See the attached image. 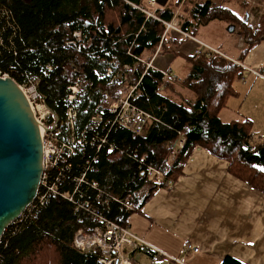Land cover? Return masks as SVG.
I'll list each match as a JSON object with an SVG mask.
<instances>
[{
    "label": "trees",
    "instance_id": "1",
    "mask_svg": "<svg viewBox=\"0 0 264 264\" xmlns=\"http://www.w3.org/2000/svg\"><path fill=\"white\" fill-rule=\"evenodd\" d=\"M147 1L0 0V10L8 11L15 28L7 25L0 11V71L19 86L35 82L42 104L52 115L45 128L54 131L65 118L68 88L77 85L76 135L88 131L91 117L119 99L125 88L134 89L132 104L160 123L147 124L144 135L119 128L111 132V148L106 145L98 152L99 170L91 175L109 195L123 198L127 190L152 183L151 195L161 186L148 181L142 165L155 167L164 181L173 183L197 146L226 161L231 176L264 194V143L253 142L250 121L222 123L218 118L233 95V82L244 78V70L222 56L205 59L182 54L179 50L187 37L180 40L166 27L174 23L183 34L197 38L203 30L229 33L236 26L235 33L244 43L243 57L264 42V18L253 28L247 25L245 14L229 7L245 5L242 0H171L155 8ZM75 32L80 33L79 40L73 37ZM70 41L74 45L66 46ZM158 48V55L181 56L189 66L180 84L173 77L163 80L160 72L146 67ZM176 85L191 90L194 100H171ZM180 135L184 144L168 166ZM92 152L89 146L76 152L69 159L68 174H75ZM55 173L50 171L52 176ZM65 183L61 190H68L70 182ZM133 203L135 210L138 203ZM127 214L116 207L109 217L124 224ZM94 226L83 213L73 212L69 203L52 198L30 220L6 228L0 264H99L98 250L82 252L73 244L79 227L89 232Z\"/></svg>",
    "mask_w": 264,
    "mask_h": 264
},
{
    "label": "crops",
    "instance_id": "2",
    "mask_svg": "<svg viewBox=\"0 0 264 264\" xmlns=\"http://www.w3.org/2000/svg\"><path fill=\"white\" fill-rule=\"evenodd\" d=\"M248 21H251L250 17ZM221 26L225 29V25ZM173 31L180 40L186 38L182 32ZM214 33L221 35V38L226 34L234 38L238 54L231 57L226 54L223 44H210L207 33L202 34L201 40H195L219 48L228 60L245 72L240 82H233V95L219 111L218 118L222 123L245 119L250 121L253 141L264 143V42L252 47L242 57L244 43L235 32ZM195 47L196 44L187 38L180 47L186 53L179 51L184 55H192ZM158 51L159 48L150 59L153 69L165 71L169 68L168 64L161 61H167V54L158 55ZM185 64L186 73L182 78L174 77L173 69L170 68V75L163 80L173 77L180 84V80L189 72V66ZM246 77L248 82H245ZM128 88L123 90L121 97ZM247 95L254 98L249 100L248 110L244 106ZM172 99L191 102L194 95L186 87L176 85ZM225 109L237 117L222 121L220 114ZM255 135L261 139L254 140ZM173 161L168 157V166ZM152 187V183H145L138 190L131 189L123 193L132 196L138 203L133 212L123 215V225L145 243L138 244L134 249L122 247L123 254L133 264H264V194L231 176L226 161L197 146L173 183L166 181V184L158 186L150 195ZM112 208L115 212L116 206ZM187 245L197 248L198 252L185 251Z\"/></svg>",
    "mask_w": 264,
    "mask_h": 264
},
{
    "label": "built area",
    "instance_id": "3",
    "mask_svg": "<svg viewBox=\"0 0 264 264\" xmlns=\"http://www.w3.org/2000/svg\"><path fill=\"white\" fill-rule=\"evenodd\" d=\"M149 3L153 5V2ZM7 14L8 11H4L1 16L8 21L7 25L14 30L13 24L9 21V17L6 16ZM166 26L181 33L175 25L167 24ZM79 36V32L73 34L75 40H78ZM186 37L196 44L192 54L204 55L207 59H211L215 55L226 58L219 50L207 46L188 35ZM73 45L72 41L66 43V46ZM146 67H154L152 60L146 64ZM158 72L163 75V78L170 75L169 69ZM110 74L111 69H107L106 75L110 76ZM0 77L6 78L8 75L0 71ZM22 86H28L27 90L33 100L42 102L41 97L36 91L34 81L29 80L28 84ZM68 89L70 90V94L67 97L65 118L60 128L53 133L41 132L43 153L42 175L36 196L20 216L6 228H16L18 225L30 220L49 200L58 198L69 203L73 212L83 213L95 224L94 228L89 232L81 228L76 231L73 238V244L76 249L82 252L98 250L102 255L98 260L99 264H133L123 254L122 247L126 246L134 249L138 244L145 245V243L142 239L133 235L126 226L112 220L109 214L113 205L118 208L119 212H133L134 198L130 195H126L123 198L109 195L89 176L98 173V152L106 145L111 148L112 144H109V137L113 130L117 128L125 129L136 135H141L147 124L151 122L160 123V121L132 104L130 97L134 89L128 88L125 90L124 96L111 101L103 110L97 111L91 117L88 131H81L79 135H76L75 124L77 113L74 105L76 96L79 93V87L74 85ZM22 91L24 92V90ZM24 94L26 95V92ZM26 98L29 102L27 95ZM37 121L43 126L40 120ZM183 144L184 139L180 135L173 143V154L169 157V160L174 158V155L181 150ZM87 146L93 152L89 153V156H85L75 174L69 175L68 173L71 171L69 159L76 152L86 149ZM52 170L56 171L53 176L50 174ZM140 170L147 178L152 179L154 185L166 184L161 172L155 167L142 165ZM67 175H69L68 181L70 185L68 186V190H61L66 184L65 182H68L66 179ZM184 250L194 253L198 252L197 248H193L190 245L185 246ZM159 254L161 253L159 252Z\"/></svg>",
    "mask_w": 264,
    "mask_h": 264
},
{
    "label": "water",
    "instance_id": "4",
    "mask_svg": "<svg viewBox=\"0 0 264 264\" xmlns=\"http://www.w3.org/2000/svg\"><path fill=\"white\" fill-rule=\"evenodd\" d=\"M164 7L168 0H150ZM20 86L0 77V240L5 228L35 198L42 175L41 132Z\"/></svg>",
    "mask_w": 264,
    "mask_h": 264
},
{
    "label": "rangeland",
    "instance_id": "5",
    "mask_svg": "<svg viewBox=\"0 0 264 264\" xmlns=\"http://www.w3.org/2000/svg\"><path fill=\"white\" fill-rule=\"evenodd\" d=\"M212 2H216V0H211ZM242 2L245 5H242L240 3V7L237 4H229V7L231 9H234L235 12L240 13V14H245L244 19H246V24L249 25L250 27H255L258 25V23L260 22V20L262 18H264V0H242ZM147 4L149 6H151L152 8H155L156 4L152 5L151 3ZM251 18V21H248V18ZM209 29V28H208ZM225 29L227 30V27L225 26ZM237 29V27L235 26L234 29L230 30V33L235 32ZM213 30V29H212ZM209 30H205L203 31L199 37H195V39L201 40L202 39V34L203 33H207V36L210 38L209 43L214 45V46H219V44H223L226 48V54L234 57L238 54L237 51V46H236V40L234 38H229V36L226 34L221 38V35L219 34H215L214 32L212 33V36L208 33ZM81 38V36H79L78 40ZM180 50H184V48H181ZM184 53H186L185 51H183ZM168 55V54H167ZM165 55V57L167 58V61H161L164 64H168L167 66L170 69H173V76L176 78H182L185 73H186V64L184 62V60L180 57V56H174V55H169L167 56ZM249 79L248 77L245 78V82H248ZM240 82V81H239ZM22 88V90H24V92H26V95L28 96L29 99V103L31 105L34 117L36 118V120H40L41 123L43 124V126H48L51 122L50 117L52 116L51 113L44 107V105L42 104L41 101L39 100H33L31 97V94L28 92L27 88L28 86L24 87V86H20ZM246 101L244 103V106L246 108V110L249 109V100H253L254 98L252 97V95H247L246 96ZM220 117L222 119V121H227L228 119H232L237 117L236 114H231L229 110H223L222 113L220 114ZM254 136V135H253ZM256 139H261L258 136L255 135L254 140ZM254 142V141H253ZM256 143V142H254Z\"/></svg>",
    "mask_w": 264,
    "mask_h": 264
},
{
    "label": "snow or ice",
    "instance_id": "6",
    "mask_svg": "<svg viewBox=\"0 0 264 264\" xmlns=\"http://www.w3.org/2000/svg\"><path fill=\"white\" fill-rule=\"evenodd\" d=\"M262 171H264V169H261Z\"/></svg>",
    "mask_w": 264,
    "mask_h": 264
},
{
    "label": "bare ground",
    "instance_id": "7",
    "mask_svg": "<svg viewBox=\"0 0 264 264\" xmlns=\"http://www.w3.org/2000/svg\"><path fill=\"white\" fill-rule=\"evenodd\" d=\"M31 106V105H30Z\"/></svg>",
    "mask_w": 264,
    "mask_h": 264
}]
</instances>
